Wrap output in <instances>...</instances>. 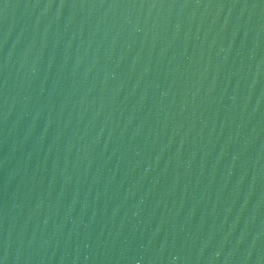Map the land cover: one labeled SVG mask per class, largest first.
<instances>
[{"label": "water", "instance_id": "water-1", "mask_svg": "<svg viewBox=\"0 0 264 264\" xmlns=\"http://www.w3.org/2000/svg\"><path fill=\"white\" fill-rule=\"evenodd\" d=\"M0 264H264V0H0Z\"/></svg>", "mask_w": 264, "mask_h": 264}]
</instances>
